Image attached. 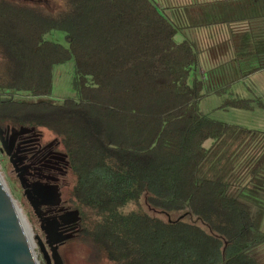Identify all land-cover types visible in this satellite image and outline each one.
I'll use <instances>...</instances> for the list:
<instances>
[{
	"label": "trees",
	"instance_id": "16d2710c",
	"mask_svg": "<svg viewBox=\"0 0 264 264\" xmlns=\"http://www.w3.org/2000/svg\"><path fill=\"white\" fill-rule=\"evenodd\" d=\"M245 8L262 16L264 0L194 8L191 25L220 24L228 10L234 20ZM55 30L69 47L46 40ZM183 30L154 0H60L54 11L0 0V128L55 137L70 177L62 199L80 213L76 238L113 264H264V133L200 109L264 70V54L238 35L228 64L240 70L221 86L206 74L191 84L203 67L195 41L176 42ZM71 60L77 99L46 100L54 66ZM255 105L230 95L220 109ZM143 199L190 219L166 222L141 209ZM129 204L140 209L124 211Z\"/></svg>",
	"mask_w": 264,
	"mask_h": 264
},
{
	"label": "rangeland",
	"instance_id": "374dc122",
	"mask_svg": "<svg viewBox=\"0 0 264 264\" xmlns=\"http://www.w3.org/2000/svg\"><path fill=\"white\" fill-rule=\"evenodd\" d=\"M18 1H32L39 2L44 5L48 10H56L60 7V0H18ZM157 4H162L161 0H154ZM162 8L165 7L164 3ZM176 42L181 43L186 39L183 36L182 31L175 37ZM47 41H53L61 44L64 47H69L66 41V34L62 31H52L46 36ZM223 61V60H221ZM226 61V59H225ZM227 61H230L228 59ZM53 92L52 95L46 100L54 101L56 103H62L67 99H77L78 95L73 85L76 77V63L74 60L65 62V64L56 65L53 68ZM203 68H199L196 73L190 77L189 81L192 84L194 76L203 77ZM228 71V70H225ZM229 73V71H228ZM255 77H249L243 79V81H236L230 88L229 95L219 96L216 94H210L205 97L200 103V109L207 117H212L221 122H226L232 125H240L248 129L257 130L264 133V108L257 106L260 100L264 105V73L256 74ZM206 81H209L210 87L221 86L228 82L229 74L221 75L219 77L214 76L211 72H207L204 76ZM219 84V85H217ZM233 96H239L243 99H254L256 100L255 110L245 111L240 109H220L225 98ZM55 139L49 132H45L41 142L47 144L53 142ZM214 143L213 139H209L204 145L206 149L212 146ZM0 174L3 179V183L6 186L12 200H15L20 213L28 223L32 230V242H34V254L37 257L39 264H48L43 251L41 250L40 242L45 244V233L40 228V222L34 210L30 206L28 200H26L22 186L18 181L16 172H14L13 166L9 163V159L2 152V145L0 144ZM70 177L65 179V184L69 186ZM65 187L62 189L64 190ZM136 205H127L124 211H137ZM141 209L150 213L152 216H157L162 220L169 221H183V219H190L189 216L185 215L184 212H164L161 210H151L143 199L141 201ZM34 235V236H33ZM46 252L50 257L51 264H53L52 256L49 248L46 247ZM58 253L61 256L63 264H113L106 257L101 254L93 253L87 244H84L79 237L70 239L66 244L62 245L58 249Z\"/></svg>",
	"mask_w": 264,
	"mask_h": 264
},
{
	"label": "flooded vegetation",
	"instance_id": "af4514ba",
	"mask_svg": "<svg viewBox=\"0 0 264 264\" xmlns=\"http://www.w3.org/2000/svg\"><path fill=\"white\" fill-rule=\"evenodd\" d=\"M12 130L10 128L3 133L9 155L0 141L2 152L13 166L24 196L39 219L40 228L45 233V244L41 242V250L48 264H51L46 247L52 256V247L59 248L76 238L80 231L79 223H72L73 209L62 199V189L66 186L64 181L69 174L67 156L59 150V143L55 140L43 144L34 135H14ZM55 190L61 194V201L51 196ZM52 260L55 264L53 256Z\"/></svg>",
	"mask_w": 264,
	"mask_h": 264
},
{
	"label": "crops",
	"instance_id": "0c3cea01",
	"mask_svg": "<svg viewBox=\"0 0 264 264\" xmlns=\"http://www.w3.org/2000/svg\"><path fill=\"white\" fill-rule=\"evenodd\" d=\"M165 7L161 8L166 11L168 17L183 27V36L186 40H193L198 45L200 53L201 65L203 67L202 74L205 75L208 71L216 77L225 74H231L235 70L239 71V66H229L228 59L232 60L239 54L238 38L236 36L248 34L253 38L254 43L260 44L261 55L264 54V15L257 12V16H251L252 8H245L246 13L238 14L231 20L234 10H228L224 13L222 22L217 25L206 24V26L198 25L193 27L190 20V11L198 9L200 6L216 5L219 3H232L239 0H161ZM249 12V13H248ZM254 13V12H253ZM242 17V18H241ZM206 16L205 23H208ZM203 21V20H200ZM198 21V22H200ZM185 40V41H186ZM184 42V41H183ZM182 43V42H181ZM226 59V61H225ZM223 60V61H221ZM228 70V71H225ZM264 73V70L258 71L251 77L257 79L256 74ZM258 80V79H257ZM243 81V80H242Z\"/></svg>",
	"mask_w": 264,
	"mask_h": 264
},
{
	"label": "water",
	"instance_id": "95a60500",
	"mask_svg": "<svg viewBox=\"0 0 264 264\" xmlns=\"http://www.w3.org/2000/svg\"><path fill=\"white\" fill-rule=\"evenodd\" d=\"M13 134L25 135L33 132L32 129L22 128L17 130L12 128ZM4 130L0 128V141L3 150L9 155V149L3 141ZM54 199H60L61 194L56 190L51 192ZM72 223L80 222V213L71 212ZM70 239V238H67ZM59 242V240H58ZM57 242V243H58ZM40 246L42 243L40 242ZM58 246L52 247V256L55 264H63L58 253ZM43 250V246H42ZM0 264H39L34 254V242L24 224V219L15 202L12 200L0 174Z\"/></svg>",
	"mask_w": 264,
	"mask_h": 264
},
{
	"label": "bare ground",
	"instance_id": "6f19581e",
	"mask_svg": "<svg viewBox=\"0 0 264 264\" xmlns=\"http://www.w3.org/2000/svg\"><path fill=\"white\" fill-rule=\"evenodd\" d=\"M23 219H24V218H23ZM24 224H25V227L27 228V230H28L30 236L32 237V230H31V228L29 227V225H28V223L26 222L25 219H24ZM33 236H34V235H33Z\"/></svg>",
	"mask_w": 264,
	"mask_h": 264
}]
</instances>
